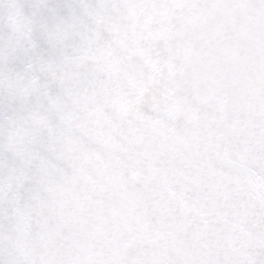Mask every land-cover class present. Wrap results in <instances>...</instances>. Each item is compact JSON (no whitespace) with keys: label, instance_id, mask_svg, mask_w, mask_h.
Returning <instances> with one entry per match:
<instances>
[{"label":"snow or ice","instance_id":"1","mask_svg":"<svg viewBox=\"0 0 264 264\" xmlns=\"http://www.w3.org/2000/svg\"><path fill=\"white\" fill-rule=\"evenodd\" d=\"M148 3L0 0V264H61L36 249L83 228L78 185L117 142L163 176L136 264H264V78L231 117L185 95L193 19L157 28Z\"/></svg>","mask_w":264,"mask_h":264},{"label":"water","instance_id":"2","mask_svg":"<svg viewBox=\"0 0 264 264\" xmlns=\"http://www.w3.org/2000/svg\"><path fill=\"white\" fill-rule=\"evenodd\" d=\"M145 13L154 26L174 32L186 18L187 39L172 67L181 91L223 108L225 117L242 114L264 78V0H193L173 7L150 0ZM83 222L61 247L49 241L38 257L61 264H136L150 239L146 225L164 203L163 176L135 142H117L93 161L78 185Z\"/></svg>","mask_w":264,"mask_h":264}]
</instances>
